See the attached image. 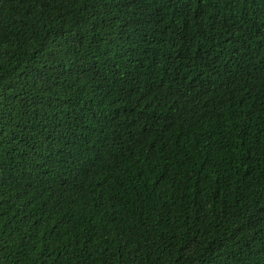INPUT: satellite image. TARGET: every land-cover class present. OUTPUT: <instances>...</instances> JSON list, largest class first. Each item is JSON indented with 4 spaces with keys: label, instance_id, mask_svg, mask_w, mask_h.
Here are the masks:
<instances>
[{
    "label": "trees",
    "instance_id": "1",
    "mask_svg": "<svg viewBox=\"0 0 264 264\" xmlns=\"http://www.w3.org/2000/svg\"><path fill=\"white\" fill-rule=\"evenodd\" d=\"M0 264H264V0H0Z\"/></svg>",
    "mask_w": 264,
    "mask_h": 264
}]
</instances>
